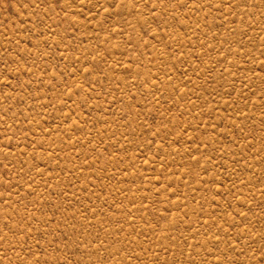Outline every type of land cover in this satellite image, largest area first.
I'll list each match as a JSON object with an SVG mask.
<instances>
[{
	"label": "rangeland",
	"instance_id": "rangeland-1",
	"mask_svg": "<svg viewBox=\"0 0 264 264\" xmlns=\"http://www.w3.org/2000/svg\"><path fill=\"white\" fill-rule=\"evenodd\" d=\"M0 264H264V0H0Z\"/></svg>",
	"mask_w": 264,
	"mask_h": 264
}]
</instances>
